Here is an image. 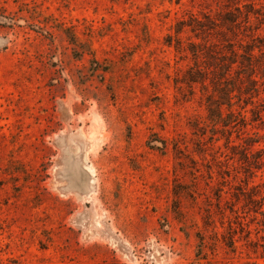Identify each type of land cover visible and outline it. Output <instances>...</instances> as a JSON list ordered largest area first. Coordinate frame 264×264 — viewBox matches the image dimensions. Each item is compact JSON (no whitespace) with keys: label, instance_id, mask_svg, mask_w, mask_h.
Returning <instances> with one entry per match:
<instances>
[{"label":"rangeland","instance_id":"1","mask_svg":"<svg viewBox=\"0 0 264 264\" xmlns=\"http://www.w3.org/2000/svg\"><path fill=\"white\" fill-rule=\"evenodd\" d=\"M228 13L264 39V0H0V264H264V216L233 198L264 184L240 147L264 150V80L238 148L195 154L196 40L175 34Z\"/></svg>","mask_w":264,"mask_h":264},{"label":"trees","instance_id":"2","mask_svg":"<svg viewBox=\"0 0 264 264\" xmlns=\"http://www.w3.org/2000/svg\"><path fill=\"white\" fill-rule=\"evenodd\" d=\"M236 18V14L228 13L219 21L207 18V21L204 22L196 21L193 24L179 23L176 25V35L188 28L196 40L191 42L187 48L191 54L193 65L185 74V82L201 87L206 105L207 116L204 124L192 126L195 131L193 134L198 137L197 143L194 145L195 154L203 153L202 147L208 144L215 148L221 140L220 135L222 137L229 135L226 138V145L231 146L232 149L238 148L232 145V135L238 129L237 132L243 131L238 135V139H244L240 137L246 134L245 130L249 126L246 109L249 101L259 96L258 84L264 80V39L255 36L239 38L241 27L238 24L235 25ZM177 46H181L180 42H177ZM86 52L92 54L90 49L84 51L83 54ZM243 96H250V98L245 100ZM262 112L264 111L253 112L251 121L261 120ZM261 140V138L246 140V147L240 146L244 149L241 160L247 164V173L251 172L252 178L255 174L253 170H260L261 168L258 166L264 165V150L255 149ZM165 146V142H163V147ZM196 147L200 149L196 150ZM250 155H257V158L254 157L255 163L249 161ZM179 186L182 191L175 195L176 205L181 204L182 199L188 196L184 191L187 190V187ZM193 187H197L196 182ZM233 198L238 203L243 198L246 204L255 206V208L259 207L255 213L257 214L259 211V214L264 216V184L254 188H249L248 183L245 184V187H235ZM217 200L221 202L220 195L217 196ZM174 214L182 217V209L177 207ZM240 228L245 230L243 224L240 225ZM232 230L234 229L230 224L229 231ZM233 235L237 236V231H233ZM200 242L203 244L201 237ZM227 245L231 249L236 248L233 239ZM261 258L264 259V245Z\"/></svg>","mask_w":264,"mask_h":264}]
</instances>
